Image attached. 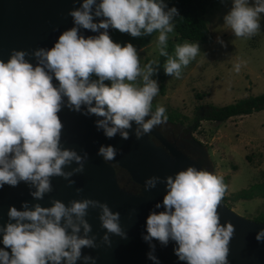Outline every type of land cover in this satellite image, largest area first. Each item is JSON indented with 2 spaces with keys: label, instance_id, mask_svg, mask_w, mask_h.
Wrapping results in <instances>:
<instances>
[{
  "label": "clouds",
  "instance_id": "clouds-1",
  "mask_svg": "<svg viewBox=\"0 0 264 264\" xmlns=\"http://www.w3.org/2000/svg\"><path fill=\"white\" fill-rule=\"evenodd\" d=\"M261 14L264 0H230L223 26L234 37L248 39L260 31ZM67 15L72 27L61 31L51 47L30 52L13 49L6 60H0V187L23 183L35 201L52 191L53 177L71 186L74 181L69 177L82 173L88 159L86 152L77 154L61 143L58 113L62 106L97 117L94 126L106 138L118 134L126 140L127 130L135 125L133 134L140 139L168 120L162 105L154 110L152 106L159 91L152 78L158 67L179 79L183 67L198 54L204 56L196 42L175 44L171 54L166 50L178 12L165 0H81ZM81 29L96 35L84 36ZM108 29L131 37L155 32V49L165 58L163 64L150 59L141 66L136 48L114 43ZM217 43L224 46L219 37ZM245 63L237 58L232 70L239 73ZM118 151L101 145L96 155L110 164ZM72 163L76 167L65 171ZM209 165L212 172L186 166L162 181L158 176L145 179V191L159 182L165 188L162 200L154 205L162 210L148 213L141 235L152 264H160L153 254V240L162 247L172 242L173 254L183 264H229L228 244L235 229L230 222L220 223L217 208L221 201L227 203L226 185L214 174L211 160ZM49 202L50 206L42 207L22 201L19 210L8 206L7 219L0 226V264H96V258L82 254V249L110 247V236L126 238L119 213L106 203L89 198L67 204L50 198ZM90 208L99 209V227L104 230L99 241L94 233L90 235L85 219ZM254 239L264 242V228Z\"/></svg>",
  "mask_w": 264,
  "mask_h": 264
},
{
  "label": "water",
  "instance_id": "water-1",
  "mask_svg": "<svg viewBox=\"0 0 264 264\" xmlns=\"http://www.w3.org/2000/svg\"><path fill=\"white\" fill-rule=\"evenodd\" d=\"M80 2L81 0H0V60H6L13 49L30 52L39 47H51L61 31L72 27V20L67 12L79 7ZM107 31L109 34L110 29ZM80 32L84 36L96 35L85 29ZM58 118L63 125L60 134L63 147L74 149L77 154H88L83 172L69 177L74 181L71 186L64 179L53 177L52 191L39 201L33 200L28 187L23 183L15 187H0V226L7 219L8 206L19 210L22 201H27L29 206L39 203L42 207H47L50 206V198L61 200L65 204L71 199H95L106 203L111 211L119 213L120 226L126 232V238L110 236V247L101 245L96 249H82V254L94 256L96 264H152L146 258L149 247L141 239V235L145 231L144 223L148 213L162 210L156 209L154 205L162 200L165 188L159 182L154 188L145 191L143 183L150 176H158L162 181L164 176L183 170L186 166L200 169L204 160L210 164L206 146L190 137L188 142L199 155L194 160L170 142L158 128L136 139L133 125V128L127 130L128 139L125 140L118 134L112 138L104 137L102 131L94 126L97 119L95 116L81 115L62 106ZM101 145H111L119 150L110 164L104 163L96 155ZM74 167L76 165L72 163L65 171ZM118 168L124 169L139 185V192L133 193L120 186ZM77 188L81 189L79 193L75 191ZM217 211L220 223L230 222L235 229L228 244L229 264H264V242L258 243L254 239L255 233L264 228V222L241 216L222 201ZM98 214L99 209L90 208L85 217L91 226L90 235L94 233L97 241L104 231L99 227ZM152 243L155 245L153 254L160 264H183L173 254L172 242L164 247L155 240ZM77 264L80 262L77 261Z\"/></svg>",
  "mask_w": 264,
  "mask_h": 264
},
{
  "label": "rangeland",
  "instance_id": "rangeland-1",
  "mask_svg": "<svg viewBox=\"0 0 264 264\" xmlns=\"http://www.w3.org/2000/svg\"><path fill=\"white\" fill-rule=\"evenodd\" d=\"M229 7L230 0H223V3L217 0L209 9L206 17L212 40L197 42L204 56L198 54L183 67L179 79L165 75L163 69V80L157 73L152 77L159 88L152 106L159 104L165 112L176 111L185 117L183 126L191 125L195 116L204 115L208 105L222 106L246 96L264 94V14H261L257 34L248 39L236 38L223 26L222 17ZM155 36L137 50L141 66L150 59H157ZM217 37L224 42L223 47L217 43ZM237 58L246 62L239 73L232 70ZM170 123L167 120L158 128L172 136L180 126ZM193 136L207 147L214 174L223 178L226 205L250 219L264 215L263 198H233L251 184L264 180V110L232 117L221 124L198 119Z\"/></svg>",
  "mask_w": 264,
  "mask_h": 264
},
{
  "label": "trees",
  "instance_id": "trees-1",
  "mask_svg": "<svg viewBox=\"0 0 264 264\" xmlns=\"http://www.w3.org/2000/svg\"><path fill=\"white\" fill-rule=\"evenodd\" d=\"M217 0H165L167 7H175L178 12V17L174 18V31L170 33L167 41V51L173 49L175 44H182L183 41L189 43L200 42L208 43L212 40V35L208 27V18L206 17L207 12L210 8L214 7ZM152 35H142L140 37H131L127 33H120L119 30L110 29L108 34L110 39L114 43H119L123 46L124 43H131L136 50L146 46L152 37ZM162 65L164 62V57H156ZM161 67H158L157 73L158 77L163 76L161 72ZM107 83V82H106ZM208 110L202 116H195L192 120L190 127L195 129L197 127V120H209L217 122L218 124L226 122L229 118L248 115L255 111L264 110V94L257 96H246L244 98L238 99L232 103L225 104L222 106L208 105ZM155 107L153 106V110ZM168 116V121L171 123H178L183 126L185 117H181L176 111L165 112ZM259 196L264 199V180L259 183H253L247 190H243L236 193L233 198L250 199L252 197ZM223 201L225 198L223 197ZM256 221L264 222V215H257L254 217Z\"/></svg>",
  "mask_w": 264,
  "mask_h": 264
},
{
  "label": "flooded vegetation",
  "instance_id": "flooded-vegetation-1",
  "mask_svg": "<svg viewBox=\"0 0 264 264\" xmlns=\"http://www.w3.org/2000/svg\"><path fill=\"white\" fill-rule=\"evenodd\" d=\"M168 123H169V121H168ZM170 124H172V123H170ZM176 125L177 126H180L179 124H176ZM159 130L163 133V135L170 142H172L174 145L178 146L179 149L183 150L192 159H194V160L195 159H198L199 155H198L197 151L196 150H193L191 148L190 143L188 142V140L190 139V137H194L193 136V127H190L189 125H187L185 127L180 126V128H178V130L172 136L167 135L161 129H159ZM194 138L197 139L196 137H194ZM190 149H191V151H190ZM201 167H204L209 172H212V167L209 165V163L207 162V160H204V163H203V165H201ZM118 171H119L118 181H119L120 186L122 188H124L125 190L130 191V192H133V193L139 192V185L136 184L130 178V176L128 175V173L124 169H122V168H118Z\"/></svg>",
  "mask_w": 264,
  "mask_h": 264
}]
</instances>
